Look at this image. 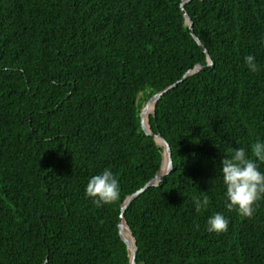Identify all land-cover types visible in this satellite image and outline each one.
I'll use <instances>...</instances> for the list:
<instances>
[{"label": "trees", "instance_id": "obj_1", "mask_svg": "<svg viewBox=\"0 0 264 264\" xmlns=\"http://www.w3.org/2000/svg\"><path fill=\"white\" fill-rule=\"evenodd\" d=\"M181 2L0 0V264H128L121 205L162 160L141 128L142 102L207 63ZM184 8L212 65L149 115L172 168L124 210L135 264H264V199L251 219L229 211L220 173L233 149L250 155L264 142V0ZM105 169L121 197L98 208L85 188ZM217 212L226 232L207 230Z\"/></svg>", "mask_w": 264, "mask_h": 264}, {"label": "clouds", "instance_id": "obj_2", "mask_svg": "<svg viewBox=\"0 0 264 264\" xmlns=\"http://www.w3.org/2000/svg\"><path fill=\"white\" fill-rule=\"evenodd\" d=\"M244 59L249 71H259L253 55H247ZM257 161L264 162V142L259 140L251 145L250 155L244 148H237L232 150L230 158L221 161L220 173L225 186V207L249 219L254 216L259 202L264 199V173L259 170ZM85 194L98 208L114 204L121 197L119 181L111 170L105 169L88 180ZM193 203L195 210L200 212L208 207L210 199L204 194L202 199L193 197ZM228 225V219L218 212L207 220L209 232H226Z\"/></svg>", "mask_w": 264, "mask_h": 264}, {"label": "water", "instance_id": "obj_3", "mask_svg": "<svg viewBox=\"0 0 264 264\" xmlns=\"http://www.w3.org/2000/svg\"><path fill=\"white\" fill-rule=\"evenodd\" d=\"M191 0H182L180 3V8L182 10L183 16H184V22L188 27H190V33L192 37L195 39V41L200 45L202 48L203 52L206 55V61L207 63L205 65L201 64H196L193 68L187 70L183 76L173 84L165 87L161 91L156 92L153 94L146 102V104L143 106V108L140 110V124L141 128L144 131L146 135L151 136L155 143L158 144L159 146H162V160H161V165L158 171L155 173V175L146 183L144 184L140 189L136 190L135 192L131 193L128 195L123 204L121 205L120 209V215L118 219V231L119 235L126 244V248L128 250V256H129V262L128 264H135V256H136V240L131 232L130 227L128 226L125 218H124V210L126 209L127 205L134 199L136 198L139 194L145 191L146 188L151 187V186H156L158 183H160L163 178L171 171L172 168V158H171V151L169 144L167 141L159 134V133H154L149 124V115L154 113L155 105L159 98L166 93L168 90L173 88L179 81L183 80L185 77L192 75L193 73H196L202 69H204L207 66L212 65V60L210 56L208 55V52L206 48L201 44L200 40L198 37L194 34L193 30L191 29L192 21L187 13V11L184 8V4L187 2H190ZM127 233L128 236L132 238V242L127 238Z\"/></svg>", "mask_w": 264, "mask_h": 264}, {"label": "rangeland", "instance_id": "obj_4", "mask_svg": "<svg viewBox=\"0 0 264 264\" xmlns=\"http://www.w3.org/2000/svg\"><path fill=\"white\" fill-rule=\"evenodd\" d=\"M140 99H142V94H141V93H140L139 96H138V100H140ZM145 104H146L145 102H142V108H143V106H144ZM142 108H141V109H142ZM141 109H140V110H141Z\"/></svg>", "mask_w": 264, "mask_h": 264}, {"label": "bare ground", "instance_id": "obj_5", "mask_svg": "<svg viewBox=\"0 0 264 264\" xmlns=\"http://www.w3.org/2000/svg\"><path fill=\"white\" fill-rule=\"evenodd\" d=\"M127 238L132 242V238L128 236V233H127Z\"/></svg>", "mask_w": 264, "mask_h": 264}]
</instances>
